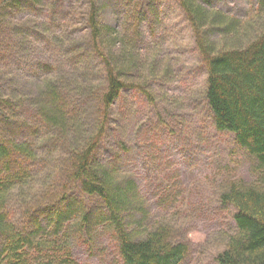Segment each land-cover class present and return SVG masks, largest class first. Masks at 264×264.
Returning <instances> with one entry per match:
<instances>
[{
    "label": "trees",
    "instance_id": "trees-1",
    "mask_svg": "<svg viewBox=\"0 0 264 264\" xmlns=\"http://www.w3.org/2000/svg\"><path fill=\"white\" fill-rule=\"evenodd\" d=\"M16 1L0 0V10ZM106 1L121 7L116 29L100 21L106 4L87 0L92 65L43 63L34 77L41 85L36 96L16 101L0 91V264H79L74 246L106 235L119 248L120 260L112 264H184L188 255L177 220H151L135 182L96 156L116 102L129 91L154 102L149 83L157 74L153 60L144 81H134L135 73H144L139 55L149 0ZM173 1L207 71L205 99L215 129L233 135L255 161L249 180L230 178L217 192L219 203L234 209L236 227L219 236L224 244L215 262L264 264V0L243 19L204 5L212 0ZM73 99L84 105L77 115L67 112ZM18 129L23 137L10 140ZM86 197L106 212L90 210Z\"/></svg>",
    "mask_w": 264,
    "mask_h": 264
},
{
    "label": "rangeland",
    "instance_id": "rangeland-1",
    "mask_svg": "<svg viewBox=\"0 0 264 264\" xmlns=\"http://www.w3.org/2000/svg\"><path fill=\"white\" fill-rule=\"evenodd\" d=\"M102 2L106 8L101 9V23L116 29L120 5ZM148 2L156 13L151 6L148 21L142 25L146 34L139 60L145 63V74L135 73L134 81L143 82L150 62L156 60L157 74L149 83L155 101L136 91L125 92L113 108L111 126L96 156L135 182L147 199L151 220H177L180 238L188 244L184 264H216L224 244L219 236L236 227L234 209L221 205L217 192L230 178L249 180L255 161L238 148L233 135L215 129L205 99L207 71L182 8L173 0ZM207 3L243 19L250 17L257 0H212L204 5ZM86 7L87 0H17L1 7L3 95L20 98L16 101L29 92L36 96L41 85L34 77L40 64L57 63L64 68L68 62L93 64ZM154 21L158 23L149 25ZM120 51L118 47L113 52ZM83 109L78 99L67 105V112L75 115ZM96 109L94 104L93 114ZM13 132L10 140L23 137L21 130ZM86 202L90 210L106 212L99 201L86 197ZM134 218L140 220L138 214ZM73 256L79 264L120 260L117 241L111 235L98 242L81 239Z\"/></svg>",
    "mask_w": 264,
    "mask_h": 264
}]
</instances>
